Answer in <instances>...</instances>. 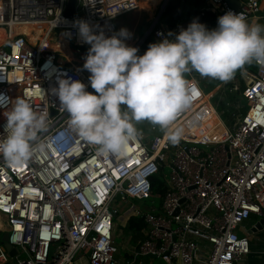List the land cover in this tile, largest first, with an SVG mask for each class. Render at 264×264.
I'll use <instances>...</instances> for the list:
<instances>
[{"label": "built area", "instance_id": "built-area-1", "mask_svg": "<svg viewBox=\"0 0 264 264\" xmlns=\"http://www.w3.org/2000/svg\"><path fill=\"white\" fill-rule=\"evenodd\" d=\"M67 1L0 0V138L6 135L4 113L17 98L48 113L47 129L36 142L43 150L37 147L18 168L0 156V230L16 249L10 257L1 238L0 264H75L79 254L87 256L88 264H133L115 259L117 197L120 202L160 199L146 211H130L144 226L137 254L153 255L164 264H245L252 250L237 229L264 209V64L254 60L255 72L242 68L225 82L222 92L236 93L245 108L241 112L238 101L223 102L233 111L217 138L208 137L216 122L207 95L190 79L191 104L174 122L183 130L178 144L164 132L154 134L157 125L150 123L149 141L138 134L124 152L98 155L97 146L69 127L68 114L51 90L58 88V79L72 78L95 93L83 68L90 45L80 39L78 22L111 37L115 19L134 10L136 1L76 0L73 15L66 17ZM204 3L218 18L232 12L246 21L264 19L259 0H240L237 8L227 0ZM155 25L148 35L152 43L174 40L187 28L179 23L169 36ZM20 26L36 30V39L16 32ZM54 33L66 47H53ZM202 100L205 110L186 113ZM62 132L65 139L58 141ZM166 162L171 170L160 181L164 191L153 193L152 181ZM259 255L264 257V246Z\"/></svg>", "mask_w": 264, "mask_h": 264}, {"label": "clouds", "instance_id": "clouds-1", "mask_svg": "<svg viewBox=\"0 0 264 264\" xmlns=\"http://www.w3.org/2000/svg\"><path fill=\"white\" fill-rule=\"evenodd\" d=\"M78 26L90 45L83 68L95 94L72 78L58 79V88L51 91L68 114L69 127L105 157L124 152L136 138L133 121L157 125L172 144L179 143L183 130L174 122L191 104L186 73L228 82L246 63L264 64V26L232 12L220 16L212 30L193 20L174 40L151 43L143 55L124 42L130 36L126 29L106 37L94 34L84 21ZM4 115L0 156L9 167H23L37 147L43 150L36 142L47 129L48 113L17 98ZM56 139L63 141L65 134Z\"/></svg>", "mask_w": 264, "mask_h": 264}, {"label": "crops", "instance_id": "crops-1", "mask_svg": "<svg viewBox=\"0 0 264 264\" xmlns=\"http://www.w3.org/2000/svg\"><path fill=\"white\" fill-rule=\"evenodd\" d=\"M240 1V0H238ZM204 2V0H203ZM260 2V15L264 16V0H259ZM146 3V2H145ZM205 4V3H204ZM148 6V5H146ZM166 6V5H165ZM149 10H150V13L151 15L153 14V12H155V9L158 8V6H155V5H152V6H148ZM165 8V7H164ZM127 13L125 14L126 17L124 20H121L119 19V30L121 29H126L130 36L129 38L125 39L124 42L126 43V45L130 46V47H138L137 49L139 50L137 55H143L149 45L152 43V39L151 37H145L146 33L148 32L149 28L151 27L152 25V21H151V17H144L142 16V14H137V13ZM159 13H157L158 15ZM150 15V16H151ZM193 20H196L197 22L200 23V15H195L193 16L192 18L190 19H182V20H179V21H176L174 26L169 30L170 31V34H172L175 26L179 23H182L185 25V27H188V25L193 21ZM122 22V23H121ZM249 24L251 23H258L262 26H264V19H256V18H252L250 20L247 21ZM123 25V26H122ZM164 30L166 29V27L163 28ZM22 29H19L17 30L18 32H21ZM37 35V34H36ZM147 39H150L149 42H147ZM141 40V41H140ZM138 42H140L138 44ZM138 45V46H137ZM204 78H208V77H203V78H200V81H198V78L196 77H192V76H189V79L188 80H194V82L198 85V87L203 91V94L206 96L205 99L208 100L209 104L211 105L212 109H213V121L216 122V125L217 128H221V126L225 127L226 125L225 124H228L230 122V117H231V113H232V108H229V107H225V105H223V102L226 100V101H238L240 102V98L239 96L236 94V93H226V92H222L224 90V85H225V82H220L216 85H214L210 90H205L204 89V84H207L208 81H206ZM186 79V78H185ZM187 80V81H188ZM202 80H205L204 84L201 85V81ZM228 95H231L232 97H228ZM208 97V98H207ZM215 97V102L212 101V99ZM233 99V100H232ZM205 103V100H202V101H199V102H195L193 106H195V108H191L189 110L186 111V113H190L192 111H196V112H200V110H205L208 106L207 105H203ZM242 108H245L244 107H241L240 108V111L242 110ZM225 116L226 119L223 117ZM227 120V121H226ZM137 129V133L138 134H141L143 136L144 139H146L147 137L149 136H152V132L150 131V122H148V130L147 132H143V130L141 131L139 128L140 126H143L146 122L145 121H141V122H135L133 121ZM214 126V124H213ZM161 134L163 133V131L160 129L159 126H157V131L154 133V134ZM127 201H122L120 203H126ZM129 214H130V210H129ZM129 214L127 215H123V217L121 218L122 219V226L126 228L129 227V230L131 233H133V235L135 234H139V233H142L144 235V226L143 224L141 223L140 219H138L140 221V226H133L131 227L130 224H129V218L131 217ZM118 216V211H117V215L115 218H117ZM133 218H135V222H139L138 220H136V217L133 216ZM260 218V216H254V215H251L249 219H247L241 226L238 227L237 229V232L240 234V235H243L245 237H247L249 239V242H250V248L252 250V253L249 254L248 256H246V259H245V264H264V257L260 256L259 255V251L263 248L264 246V231H258L256 233H250V229L251 227L254 225L255 221ZM118 228V225H117V222L114 221V233L116 234V229ZM134 229L135 231L131 230V229ZM124 231V229H123ZM127 245L130 244V241H133L134 240V237L132 236H129L127 235ZM140 239V237H137L135 239V242L137 243V241ZM128 241H129V244H128ZM126 245V246H127ZM122 248V247H121ZM131 248V247H129ZM133 250V248H131ZM122 250L119 248L118 252H117V260L122 262L126 259L128 260H132V259H129L127 258V255H124V256H121L119 251ZM133 252V251H132ZM134 253V252H133ZM136 249H135V254L134 256L136 255ZM12 264V261H7L3 264ZM2 264V263H1ZM75 264H88V260H87V256L84 255V254H79L76 258V261H75ZM134 264V263H133ZM136 264V263H135ZM141 264V263H139Z\"/></svg>", "mask_w": 264, "mask_h": 264}, {"label": "rangeland", "instance_id": "rangeland-1", "mask_svg": "<svg viewBox=\"0 0 264 264\" xmlns=\"http://www.w3.org/2000/svg\"><path fill=\"white\" fill-rule=\"evenodd\" d=\"M163 1L164 0H146L145 1L146 5H148V6H152V5L158 6V8L155 9V12H153L152 15L150 14L152 22L156 19L157 13H159V10L161 9V6L163 5ZM125 17H126V15L120 16V17L115 19L114 22H115L116 30L113 33V35L117 34L120 31L119 30V19L124 20ZM2 30H4V28L0 27V42H2L3 38H4V31H2ZM30 31H31L32 34H30ZM34 31H36V30L27 29V33H26L27 37L32 42L37 37V35L33 34V33H35ZM80 39L82 40L81 37H80ZM50 40H52V42L56 43L58 49H63L64 47H66L65 42L62 40V38L60 37V35L58 33H54L51 36ZM189 76L190 75L185 74L186 80L189 79ZM192 77L198 78V81H200V78H203V77H198V76H192ZM204 79L206 81H208L207 84H204L205 80L201 81V85L204 84L203 86H204L205 90H210L214 85H216V84L221 82V81H219L217 79H212V78H204ZM228 86H230V84H228ZM228 97L231 98L232 96L228 95ZM239 98H240V96H239ZM212 101L215 102V97L212 99ZM239 103H240V105H243V107H244V103L242 101L239 102ZM243 111H244V108H242L241 112H243ZM223 117L226 119L225 116H223ZM134 125H136V124H134ZM217 126L218 125L211 126L210 133H208V137L217 138L222 133V128H217ZM139 129L141 131L143 130V132H147V130H148V121H146L143 126H140ZM150 138H151V136L147 137L145 140L149 141ZM167 164H169V165H167ZM170 170H171L170 169V163L166 162V164L164 166H162V168L160 169L159 175L156 174V177L158 178V181L164 182L166 180V178L168 177V175L170 173ZM152 201L151 200L139 201V200H136V199H132V200L128 199L126 203H120V199H119V197H117L116 200L113 202L114 207H116L117 210H118V216H117V218H114V221L117 222V225H118V228L116 229V234H115V242L118 245V247L120 249H122V250L119 251L120 255L121 256L127 255V258L132 259L134 264L135 263L136 264H139V263H141V264H164V262L158 257L151 258L149 256L140 255V254H136L134 256L135 249L137 247V243L135 242V239L137 237L141 238L143 236V234L139 233V234L133 235V233L130 232L129 227H127V228H126V226L123 227L122 223H121L122 222L121 218L123 217V215L129 214V210H130L131 206H133V208L130 211H133L134 208H136V207H138V210L140 212L141 211H146L147 208L150 207L151 205H157V203L160 202V199L159 198H154ZM132 216H135V215H132ZM136 219H139V218L136 217ZM123 229H124V231H123ZM131 230L135 231L134 229H131ZM127 235H129L131 237L132 236L134 237V240L130 241V244H129V241H128L129 245H127V243H126L127 240H128L127 239L128 238ZM129 247L133 248V250L131 248H129ZM117 257L118 256L116 254L115 255V259H117ZM2 260H3V258L0 259V261H2Z\"/></svg>", "mask_w": 264, "mask_h": 264}, {"label": "trees", "instance_id": "trees-1", "mask_svg": "<svg viewBox=\"0 0 264 264\" xmlns=\"http://www.w3.org/2000/svg\"><path fill=\"white\" fill-rule=\"evenodd\" d=\"M136 1V9L132 13L142 14L144 17H150V10L148 6H146V0H135ZM143 12V13H142ZM131 13V14H132ZM130 15V14H129ZM195 15H200V23L204 24L209 30L215 29L217 27L218 17L216 14L210 12L207 9H204L203 0H168L166 6L161 13L155 27L160 28H168L169 30L174 26L176 21L182 19H190ZM150 39H147L149 42ZM243 68H247L250 71L255 72L256 66L254 64V60L251 63H246ZM242 69V68H241ZM238 69L234 76L238 75ZM152 191L153 193H162L164 191L162 183L157 179H153L152 181ZM129 218V224L131 227L140 226V221L135 222V218L132 215ZM4 232L0 230V239L2 238ZM9 264V263H7Z\"/></svg>", "mask_w": 264, "mask_h": 264}, {"label": "water", "instance_id": "water-1", "mask_svg": "<svg viewBox=\"0 0 264 264\" xmlns=\"http://www.w3.org/2000/svg\"><path fill=\"white\" fill-rule=\"evenodd\" d=\"M167 1L168 0H164L163 1V5L161 6V10L159 11V14L157 15L156 19L153 21L151 27L149 28V30L146 33L144 38H146L149 35V31L157 23L161 13L164 10V7H165ZM227 1L230 4V6H232L234 8H237L238 5H239V1L238 0H227ZM75 3H76V0H68L67 1V5H66V8H65V12H64V15L66 17H70V16L73 15L74 9H75ZM165 31L167 32V34L169 36H171L170 31H169L168 28H166ZM186 74H188L190 76L204 77V76H201L199 73H197L195 71H192V72H189V73H186ZM3 218H5V215H3ZM258 231H264V209L262 211V214H261L260 218H258L255 221L254 225L250 229V233H256ZM2 243H3L4 248L8 252L9 256L13 257L16 254V249L11 244L8 243V241H7V233L6 232L2 236ZM148 256L151 257V258H155V256H153V255H148Z\"/></svg>", "mask_w": 264, "mask_h": 264}, {"label": "bare ground", "instance_id": "bare-ground-1", "mask_svg": "<svg viewBox=\"0 0 264 264\" xmlns=\"http://www.w3.org/2000/svg\"><path fill=\"white\" fill-rule=\"evenodd\" d=\"M136 7H137V5H136ZM136 7H135V9H136ZM135 9H134V10H135ZM134 10H132V11H130V12L123 13V14L119 15L118 17H120V16H124V15L127 14V13H130V14H131ZM118 17H117V18H118ZM15 28H16V30H15L16 32H18L17 30L22 29L21 32H23V33H25V34L27 33V29H30V28L27 27V26H20V27H15ZM31 30H32V29H31ZM2 31H3V30H2ZM30 34H32L31 31H30ZM33 34L36 35L37 32H35V33H33ZM79 37H80V36H79ZM53 47H54V48H57V45H54Z\"/></svg>", "mask_w": 264, "mask_h": 264}]
</instances>
